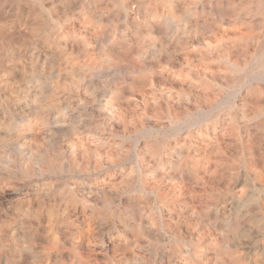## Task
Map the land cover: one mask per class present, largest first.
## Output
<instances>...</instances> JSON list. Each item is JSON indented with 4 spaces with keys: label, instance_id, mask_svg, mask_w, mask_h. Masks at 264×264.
<instances>
[{
    "label": "rangeland",
    "instance_id": "obj_1",
    "mask_svg": "<svg viewBox=\"0 0 264 264\" xmlns=\"http://www.w3.org/2000/svg\"><path fill=\"white\" fill-rule=\"evenodd\" d=\"M212 1L0 0V264H264V98L231 108L251 49L205 44L247 30Z\"/></svg>",
    "mask_w": 264,
    "mask_h": 264
},
{
    "label": "bare ground",
    "instance_id": "obj_2",
    "mask_svg": "<svg viewBox=\"0 0 264 264\" xmlns=\"http://www.w3.org/2000/svg\"><path fill=\"white\" fill-rule=\"evenodd\" d=\"M132 0H130V2H131ZM140 1V0H139ZM13 2V1H12ZM75 2V1H74ZM147 2V1H146ZM5 3V2H4ZM17 3V2H16ZM31 3H33V1L31 2ZM112 3V2H111ZM128 3V2H127ZM192 3V2H191ZM196 3H198V2H196ZM210 3V2H209ZM76 5H77V3H75ZM85 4V3H84ZM129 4V3H128ZM131 4V3H130ZM158 4V3H157ZM185 4V3H184ZM205 4V3H204ZM208 4V3H207ZM1 5H2V3H1ZM112 5V4H111ZM141 5V4H140ZM145 5V4H144ZM153 5H156V4H153ZM171 6H172V4H170ZM188 5V4H187ZM186 5V6H187ZM192 5V4H191ZM18 6V5H17ZM32 6V5H31ZM104 6V5H103ZM108 6V5H107ZM142 6V5H141ZM140 6V7H141ZM184 6V5H183ZM183 6H181V8L183 7ZM185 6V7H186ZM26 7V6H25ZM34 7V6H33ZM32 7V8H33ZM49 7V6H48ZM70 7V6H69ZM73 7V6H72ZM71 7V8H72ZM74 7H76V6H74ZM78 7V6H77ZM85 7V6H84ZM111 7V6H110ZM109 7V8H110ZM113 7V6H112ZM160 7V6H159ZM176 7V6H175ZM189 7H190V5H189ZM200 7H202L203 8V6H200ZM19 8V7H18ZM52 8V7H51ZM66 8V7H65ZM79 8V7H78ZM156 8V7H155ZM2 9H4V8H2ZM103 9V8H102ZM159 9V8H158ZM199 9V8H198ZM207 9V8H206ZM50 10V9H49ZM61 10H63V9H61ZM69 10V9H68ZM104 10V9H103ZM115 10V9H114ZM146 10V9H145ZM173 10V9H172ZM185 10V9H184ZM51 11V10H50ZM83 11V10H82ZM88 11V10H87ZM91 11V10H90ZM134 11V10H133ZM150 11V10H149ZM159 11V10H158ZM164 11V10H163ZM188 11V10H187ZM204 11V10H203ZM55 12V11H54ZM89 12V11H88ZM136 12V11H135ZM151 12V11H150ZM149 12V13H150ZM156 12V11H155ZM64 13V12H63ZM107 13V12H106ZM157 13V12H156ZM155 13V14H156ZM184 13V12H183ZM187 13V12H186ZM93 14V13H92ZM165 14V13H164ZM207 14L209 15V16H212V17H215L216 19H218V22H220L221 24L222 23H224V22H226L227 20L229 21L230 20V18L232 19V20H238V19H242L245 23H246V28H247V30H245L244 32L243 31H241V30H238V31H236V32H234V34H233V36H230V35H228L227 33H225V32H220V33H213V35L211 36L210 35V37H208V38H206L207 39V41L205 42V44L208 46V47H218V46H221V48L223 47V48H225L226 50H230L231 48H234V46H237L240 50H241V52H242V54H245V53H247V52H249V50L248 49H251V54L249 55V53H247L248 54V56H246L245 58H249L248 60V62H247V65H246V67H244L243 69H239L238 70V73L235 75V76H231V75H225L224 77H223V81H225V83H230L231 85H232V87H233V91H232V95H233V99H232V106H231V108H235V103H237V105H236V107L237 106H239V107H243V106H247V105H249V104H254V103H256L259 99H261V98H264V0H215V1H212L211 3H210V6H209V11L207 12ZM106 15V14H105ZM144 15V14H143ZM171 15V14H170ZM169 15V16H170ZM173 15V14H172ZM178 15V14H177ZM176 15V17H179V16H177ZM189 15V14H188ZM198 15V14H197ZM70 16V15H69ZM74 16V15H73ZM78 16V15H77ZM82 16V15H81ZM80 16V17H81ZM87 16V15H86ZM92 16V15H91ZM127 16V15H126ZM135 16H136V14H135ZM156 16V15H155ZM173 16H175V15H173ZM194 16V15H193ZM58 17V16H57ZM93 17V16H92ZM95 17V16H94ZM93 17V18H94ZM99 17H101V16H99ZM137 17V16H136ZM141 17V16H140ZM139 17V18H140ZM164 17H165V15H164ZM185 17H187V16H185ZM26 18V17H25ZM56 17H54V19H55ZM126 18V17H125ZM132 18V17H131ZM172 18H174V17H172ZM183 18V17H182ZM189 18V17H188ZM194 18V17H193ZM197 18V17H196ZM61 19V18H60ZM65 19H66V17H65ZM71 19H72V17H71ZM98 19V18H97ZM122 19V18H121ZM161 19V18H160ZM163 19V18H162ZM192 19V18H191ZM199 19V18H198ZM90 20V19H89ZM88 20V21H89ZM95 20V19H94ZM101 20H103V19H101ZM110 20V19H109ZM174 20H176V19H173V22H174ZM180 20V19H179ZM203 20H206V19H203ZM36 21V20H35ZM38 21V20H37ZM77 21H79V20H77ZM87 21V20H86ZM151 21V20H150ZM192 21V20H191ZM198 21V20H197ZM202 20H200L199 22H201ZM11 22V21H10ZM65 22V21H64ZM115 22V21H114ZM178 22V21H177ZM183 22V21H182ZM210 22H212V21H210ZM104 23H105V21H104ZM117 23H118V21H117ZM129 23H130V21H129ZM128 23V24H129ZM143 23V22H142ZM151 23H152V21H151ZM154 23V22H153ZM219 23V24H220ZM48 24V23H47ZM72 24V23H71ZM86 24V23H85ZM103 24V23H102ZM140 24V23H139ZM144 24V23H143ZM158 24V23H157ZM218 24V25H219ZM242 24V23H241ZM35 25V24H34ZM73 25H75V24H73ZM83 25H84V22H83ZM117 25V24H116ZM120 25H122V24H120ZM145 25V24H144ZM183 25V24H182ZM226 25V24H225ZM232 25V24H231ZM41 26V25H40ZM54 26V25H53ZM68 26V25H67ZM76 26V25H75ZM78 26V25H77ZM76 26V27H77ZM86 25H84V27H85ZM90 26V25H89ZM93 26H94V24H93ZM92 26V27H93ZM101 26H103V25H101ZM112 26V25H111ZM129 26V25H128ZM146 26V25H145ZM152 26V25H151ZM165 26V25H164ZM168 26H171V25H168ZM205 26V25H204ZM50 27V26H49ZM52 27V26H51ZM106 28H107V26H105ZM125 27V26H124ZM154 27V26H153ZM206 27H207V25H206ZM210 27V26H209ZM224 27V26H223ZM31 28V27H30ZM33 28V27H32ZM60 28V27H59ZM68 28V27H67ZM91 28V27H90ZM98 28V27H97ZM103 28V27H102ZM110 28V27H109ZM114 28V27H113ZM116 28V27H115ZM173 28V27H172ZM171 28V29H172ZM189 28V27H188ZM200 28H201V26H200ZM34 29V28H33ZM74 29V28H73ZM89 29V28H88ZM93 29H94V27H93ZM99 29H101V27L99 28ZM124 29V28H123ZM146 29V28H145ZM149 29V28H148ZM147 29V30H148ZM154 29V28H153ZM156 29V28H155ZM164 29V28H163ZM202 29H204V28H201V30ZM118 30V29H117ZM199 30V29H198ZM200 30V31H201ZM9 31V30H8ZM28 31V30H27ZM33 31V30H32ZM77 31V30H76ZM108 31V30H107ZM125 31V30H124ZM149 31V30H148ZM147 31V32H148ZM156 31V30H155ZM159 31H160V29H159ZM163 31V30H162ZM169 31V30H168ZM172 31V30H171ZM178 31V30H177ZM196 31V30H195ZM223 31V30H222ZM18 32V31H17ZM29 32H31L30 30H29ZM45 32H47V31H45ZM50 32V31H49ZM73 32V31H72ZM78 32V31H77ZM88 32V31H87ZM127 32V31H126ZM125 32V33H126ZM136 32H138V31H136ZM174 32H176V31H174ZM180 32V31H179ZM197 32V31H196ZM203 32V31H202ZM201 32V33H202ZM7 33V32H6ZM15 33V32H14ZM34 33V32H33ZM82 33V32H81ZM85 33V32H84ZM106 33V32H105ZM124 33V34H125ZM139 33V32H138ZM137 33V34H138ZM161 33V32H160ZM171 33H173V32H171ZM181 33V32H180ZM73 34V33H72ZM107 34V33H106ZM115 34V33H114ZM179 34V33H178ZM189 34V33H188ZM196 34V33H195ZM3 35V34H2ZM83 35V34H82ZM131 35V34H130ZM160 35V34H159ZM167 35V34H166ZM186 35H187V33H186ZM6 36V35H5ZM113 36H115V35H113ZM194 36H196V35H194ZM0 37H2V36H0ZM92 37V36H91ZM99 39H100V37L99 36H97ZM126 37V36H125ZM167 37H169V36H167ZM170 37H172V36H170ZM52 38H53V36H52ZM115 38V37H114ZM130 38V37H129ZM138 38V37H137ZM162 38V37H161ZM165 38V37H164ZM163 38V39H164ZM195 38V37H194ZM204 38V37H203ZM3 39V38H2ZM10 39H12V38H10ZM85 39V38H84ZM139 39V38H138ZM185 39V38H184ZM196 39V38H195ZM205 39V40H206ZM32 40H34V39H32ZM86 40V39H85ZM91 40V39H90ZM102 40V39H101ZM131 40V39H130ZM186 40V39H185ZM23 41V40H22ZM96 41H98V40H96ZM132 41H134V40H132ZM166 41H168V40H166ZM171 41V40H170ZM169 41V42H170ZM194 41V40H193ZM21 42V41H20ZM31 42V41H30ZM95 42V41H94ZM93 42V43H94ZM122 42V41H121ZM173 42V41H172ZM100 43V42H99ZM110 43V42H109ZM129 43V42H128ZM127 43V44H128ZM132 43V42H131ZM197 43V42H196ZM19 44V43H18ZM25 44V43H24ZM31 44H32V42H31ZM72 44V43H71ZM142 44V43H141ZM148 44V43H147ZM190 44V43H189ZM36 45V44H35ZM57 45V44H56ZM124 45V44H123ZM134 45V44H133ZM175 45V44H174ZM187 45V44H186ZM37 46V45H36ZM62 46H64V45H62ZM70 46V45H69ZM82 46V45H81ZM100 46V45H99ZM102 46V45H101ZM108 46V45H107ZM112 46V45H111ZM145 46H146V44H145ZM149 46V45H148ZM191 46V45H190ZM194 46V45H193ZM50 47V46H49ZM74 47V46H73ZM93 47V46H92ZM94 47H96V46H94ZM236 47V48H237ZM33 48V47H32ZM70 48V47H69ZM75 48V47H74ZM81 48V47H80ZM86 48V47H85ZM180 48V47H179ZM182 48V47H181ZM185 48V47H184ZM191 48V47H190ZM205 48V47H204ZM235 48V49H236ZM50 49V48H49ZM48 49V50H49ZM79 49V48H78ZM100 49V48H99ZM104 49V48H103ZM109 49V48H108ZM118 49V48H117ZM135 49V48H134ZM150 49V48H149ZM175 49V48H174ZM70 50V49H69ZM96 50V49H95ZM143 50V49H142ZM168 50H170V49H168ZM173 50V49H172ZM188 50V49H187ZM238 50V49H237ZM19 51V50H18ZM59 51H60V49H59ZM92 51H93V49H92ZM91 51V52H92ZM103 51V50H102ZM156 51V50H155ZM180 51V50H179ZM182 51V50H181ZM206 51V50H205ZM55 52V51H54ZM90 52V53H91ZM95 52V51H94ZM93 52V53H94ZM99 52V51H98ZM174 52H175V50H174ZM240 52V51H239ZM239 52H237V53H239ZM21 53V52H20ZM80 53V52H79ZM101 53V52H100ZM159 53V52H158ZM161 53H163V52H161ZM181 53V52H180ZM186 53V52H185ZM184 53V54H185ZM218 53V52H217ZM224 53V52H223ZM226 53V52H225ZM237 53H234V54H237ZM75 54V53H74ZM99 54V53H98ZM102 54H103V52H102ZM135 54V53H134ZM149 54V53H148ZM163 54H165V53H163ZM208 54V53H207ZM56 55V54H55ZM65 55V54H64ZM87 55V54H86ZM94 55V54H93ZM128 55H130V54H128ZM177 55H179V54H177ZM176 55V56H177ZM238 55V54H237ZM8 56V55H7ZM66 56V55H65ZM69 57H70V55H68ZM121 56V55H120ZM150 56V55H149ZM153 56V55H152ZM163 56V55H162ZM186 56V55H185ZM229 56V55H228ZM2 57V56H1ZM51 57V56H50ZM67 57V56H66ZM88 57V56H87ZM90 57V56H89ZM93 57V56H92ZM122 57H125V56H123L122 55ZM130 57V56H129ZM144 57V56H143ZM194 57H196V56H194ZM198 57V56H197ZM3 58V57H2ZM6 58H8V57H6ZM43 58V57H42ZM49 58V57H48ZM65 58V57H64ZM137 58V57H136ZM171 58V57H170ZM225 58V57H224ZM57 59V58H56ZM91 59V58H90ZM96 59V58H95ZM142 59V58H141ZM151 59V58H150ZM165 59V58H164ZM201 59H202V57H201ZM205 59V58H204ZM15 60V59H14ZM60 60V59H59ZM67 60H68V58H67ZM125 60H127L126 58H125ZM143 60H145L144 58H143ZM197 60V59H196ZM199 60V59H198ZM206 60V59H205ZM233 60V59H232ZM238 60V59H237ZM41 61V60H40ZM57 61V60H56ZM55 61V62H56ZM162 61V60H161ZM217 61V60H216ZM245 61H244V63H245ZM29 62V61H28ZM85 62V61H84ZM83 62V63H84ZM118 62H119V60H118ZM140 62V61H139ZM144 62V61H143ZM149 62H150V60H149ZM204 62V61H203ZM202 62V63H203ZM207 62H210V61H207ZM240 62V61H239ZM42 63V62H41ZM86 63V62H85ZM98 63V62H97ZM123 63V62H122ZM134 63V62H133ZM148 63V62H147ZM152 63V62H151ZM156 63V62H155ZM166 63V62H165ZM171 63H173V62H171ZM178 63V62H177ZM212 63V62H211ZM233 63H235V62H233ZM33 65H34V62L32 63ZM31 64V65H32ZM52 64V63H51ZM176 64V63H175ZM180 64V63H179ZM178 64V65H179ZM183 64H184V61H183ZM11 65V64H10ZM15 65V64H14ZM25 65V64H24ZM27 65V64H26ZM30 65V64H29ZM47 65V64H46ZM57 65V64H56ZM103 65H105V64H103ZM151 65H154V64H151ZM166 65V64H165ZM173 65V64H172ZM240 65V64H239ZM3 66V65H2ZM36 66V65H35ZM43 66V65H42ZM45 66V65H44ZM100 66V65H99ZM138 66V65H137ZM161 66V65H160ZM171 66V65H170ZM169 66V67H170ZM201 66V65H200ZM209 66V65H208ZM213 66H215V65H213ZM219 66V65H218ZM11 67V66H10ZM29 67H31V66H29ZM54 67V66H53ZM77 67V66H76ZM117 67V66H116ZM130 67V66H129ZM140 67V66H139ZM155 67V66H154ZM167 67H168V65H167ZM191 67V66H190ZM193 67V66H192ZM206 67V66H205ZM205 67H204V70H205ZM242 67V66H241ZM3 68V67H2ZM94 68V67H93ZM133 68V67H132ZM157 68H158V65H157ZM166 68V67H165ZM179 68V67H178ZM177 68V69H178ZM185 68V67H184ZM194 68V67H193ZM211 68H212V66H211ZM220 68V67H219ZM24 69V68H23ZM78 69V68H77ZM76 69V70H77ZM101 69V68H100ZM113 69V68H112ZM115 69V68H114ZM159 69V68H158ZM174 69V68H173ZM186 69V68H185ZM191 69V68H190ZM214 69V68H213ZM229 69V68H228ZM57 70V69H56ZM91 70V69H90ZM95 70V69H94ZM123 70V69H122ZM160 70V69H159ZM181 70V69H180ZM221 70V69H220ZM40 71V70H39ZM49 71V70H48ZM114 71V70H113ZM179 71V70H178ZM186 71H188V70H186ZM185 71V72H186ZM203 71V70H202ZM205 71H207V70H205ZM213 71V70H212ZM219 71V70H218ZM222 71V70H221ZM42 72V71H41ZM58 72H60V71H58ZM58 72L56 73V74H58ZM99 72V71H98ZM165 72V71H164ZM169 72V71H168ZM190 71H188V73H189ZM199 72V71H198ZM25 73V72H24ZM45 73H47V72H45ZM61 73H64V72H61ZM66 73V72H65ZM77 73V72H76ZM91 73V72H90ZM179 73V72H178ZM181 73V72H180ZM207 73V72H206ZM33 74V73H32ZM55 74V75H56ZM109 74V73H108ZM151 74V73H150ZM157 74V73H156ZM175 74V73H174ZM190 74V73H189ZM193 74V73H192ZM199 74V73H198ZM221 74H223V73H221ZM25 75V74H24ZM49 75V74H48ZM51 75V74H50ZM67 75V74H66ZM73 75V74H72ZM110 75V74H109ZM123 75V74H122ZM158 75V74H157ZM156 75V76H157ZM167 75V74H166ZM173 75V74H172ZM194 75V74H193ZM210 75V74H209ZM218 75V74H217ZM5 76V75H4ZM47 76V75H46ZM45 76V77H46ZM96 76V75H95ZM104 76V75H103ZM187 76V75H186ZM192 76V75H191ZM51 77V76H50ZM61 77V76H60ZM126 77V76H125ZM189 77V76H188ZM198 77V76H197ZM214 77V76H213ZM74 78V77H73ZM91 78V77H90ZM134 78V77H133ZM154 78V77H153ZM159 78V77H158ZM169 78V77H168ZM171 78V77H170ZM185 78V77H184ZM217 78V77H216ZM51 79V78H50ZM61 79H62V77H61ZM60 79V80H61ZM64 80H65V77L63 78ZM98 79V78H97ZM116 79V78H115ZM175 79V78H174ZM194 79V78H193ZM200 79V78H199ZM208 79V78H207ZM221 79V78H220ZM37 80V79H36ZM41 80V79H40ZM43 80V79H42ZM71 80V79H70ZM78 80H79V77H78ZM114 80V79H113ZM152 80V79H151ZM162 80V79H161ZM179 80V79H178ZM72 81V80H71ZM123 81V80H122ZM149 81V80H148ZM181 81H182V79H181ZM193 81H196V80H193ZM61 82V81H60ZM70 82V81H69ZM73 82V81H72ZM77 82V81H76ZM75 82V83H76ZM84 82V81H83ZM98 82V81H97ZM150 82V81H149ZM153 82V81H152ZM214 82V81H213ZM216 82V81H215ZM25 83V82H24ZM64 83V82H63ZM95 83V82H94ZM174 83V82H173ZM220 83V82H219ZM34 84V83H33ZM56 84V83H55ZM61 84V83H60ZM68 84V83H67ZM78 84H80V83H78ZM102 84V83H101ZM170 84V83H169ZM175 84V83H174ZM182 84V83H181ZM196 84V83H195ZM26 85V84H25ZM74 85V84H73ZM95 85V84H94ZM100 85V84H99ZM115 85V84H114ZM152 85V84H151ZM150 85V86H151ZM164 85H166V84H164ZM171 85H173V84H171ZM191 85V84H190ZM203 85V84H202ZM201 85V86H202ZM24 86V85H23ZM82 86H83V84H82ZM81 86V87H82ZM161 86V85H160ZM162 86H163V84H162ZM168 86V85H167ZM225 86V85H224ZM25 87V86H24ZM33 87V86H32ZM38 87V86H37ZM42 87V86H41ZM55 87V86H54ZM59 87V86H58ZM75 87H77V84H76V86ZM114 87V86H113ZM153 87H155V86H153ZM171 87V86H170ZM177 87V86H176ZM44 88V87H43ZM62 88V87H61ZM99 88V87H98ZM112 88V87H111ZM202 88V87H201ZM21 89V88H20ZM28 89V88H27ZM41 89V88H40ZM56 89V88H55ZM58 89V88H57ZM63 89V88H62ZM65 89V88H64ZM78 89V88H77ZM88 89V88H87ZM116 89V88H115ZM161 89H162V87H161ZM184 89H187V88H184ZM198 89V88H197ZM212 89V88H211ZM2 90V89H1ZM4 90H5V88H4ZM3 90V91H4ZM11 90V89H10ZM29 90V89H28ZM36 90V89H35ZM42 90V89H41ZM48 90V89H47ZM67 90V89H66ZM156 90H159V89H156ZM179 90V89H178ZM7 91V90H6ZM17 91V90H16ZM33 91V90H32ZM45 91V90H44ZM57 91V90H56ZM109 91V90H108ZM111 91V90H110ZM118 91V90H117ZM165 91V90H164ZM170 91V90H169ZM186 91V90H185ZM195 91H196V88H195ZM15 92V91H14ZM46 92V91H45ZM63 92V91H62ZM70 92H72V91H70ZM81 92V91H80ZM145 92H147V93H149L148 91H145ZM176 92H178V91H176ZM207 92V91H206ZM210 92V91H209ZM59 93V92H58ZM69 93V92H68ZM87 93V92H86ZM102 93V92H101ZM167 93V92H166ZM172 93V92H171ZM4 94V93H3ZM8 94V93H7ZM22 94V93H21ZM30 94V93H29ZM59 94H61V93H59ZM66 94V93H65ZM73 94V93H72ZM81 94V93H80ZM88 94V93H87ZM96 94V93H95ZM109 94V93H108ZM115 94V93H114ZM119 94V93H118ZM188 94V93H187ZM13 95V94H12ZM20 95V94H19ZM18 95V96H19ZM42 95V94H41ZM71 95V94H70ZM78 95V94H77ZM91 95V94H90ZM97 95V94H96ZM104 95V94H103ZM144 95H146V94H144ZM160 95V94H159ZM161 95H162V93H161ZM168 95V94H167ZM178 95H179V93H178ZM183 95V94H182ZM182 95H181V97H182ZM36 96V95H35ZM62 96V95H61ZM108 96V95H107ZM110 96V95H109ZM158 96V95H157ZM163 96V95H162ZM161 96V97H162ZM166 96V95H165ZM216 96V95H215ZM217 96H219V95H217ZM4 97V96H3ZM63 97L65 98V96L63 95ZM83 97V96H82ZM104 97V96H103ZM102 97V98H103ZM159 97V96H158ZM184 97V96H183ZM182 97V98H183ZM189 97V96H188ZM5 98V97H4ZM15 98V97H14ZM22 98H23V96H22ZM32 98V97H31ZM41 98H43V97H41ZM52 98V97H51ZM57 98V97H56ZM61 98V97H60ZM101 98V97H100ZM109 98V97H108ZM124 98V97H123ZM185 98H187V97H185ZM190 98H191V95H190ZM25 99V98H24ZM34 99V98H33ZM81 99V98H80ZM86 99V98H85ZM89 99V98H88ZM87 99V100H88ZM98 99V98H97ZM158 99V98H157ZM217 99V98H216ZM237 99V100H236ZM7 100V99H6ZM10 100V99H9ZM28 100V99H27ZM36 100V99H35ZM92 100H93V98H92ZM96 100V99H95ZM111 100V99H110ZM162 100V99H161ZM165 100V99H164ZM192 100V99H191ZM2 101V100H1ZM38 101V100H37ZM55 101V100H54ZM67 101V100H66ZM82 101V100H81ZM86 101V100H85ZM175 101H177L176 99H175ZM196 101H199V100H196ZM206 101V100H205ZM210 101V100H209ZM212 101V100H211ZM6 102V101H5ZM15 102V101H14ZM63 102H65V101H63ZM69 102V101H68ZM86 102H88V101H86ZM99 102V101H98ZM121 102V101H120ZM168 102V101H167ZM173 102V101H172ZM178 102V101H177ZM188 102V101H187ZM208 102V101H207ZM206 102V103H207ZM16 103V102H15ZM60 103V102H59ZM62 103V102H61ZM89 103V102H88ZM104 103H106V102H104ZM181 103V102H180ZM194 103V102H193ZM209 103V102H208ZM213 103H214V101H213ZM263 103V102H262ZM5 104V103H4ZM7 104V103H6ZM21 104V103H20ZM31 104V103H30ZM41 104V103H40ZM39 104V105H40ZM49 104V103H48ZM68 104V103H67ZM71 104V103H70ZM78 104H79V102H78ZM108 103H106V105H107ZM170 104V103H169ZM171 104H173V103H171ZM186 104V103H185ZM191 104V103H190ZM203 104H204V102H203ZM224 104V103H223ZM260 104V103H259ZM16 105H17V103H16ZM27 105V104H26ZM44 105V104H43ZM46 105V104H45ZM66 105V104H65ZM114 105V104H113ZM117 105V104H116ZM197 105V104H196ZM221 105V104H220ZM3 106V105H2ZM1 106V107H2ZM64 106V105H63ZM120 106V105H119ZM157 106H159V105H157ZM162 106V105H161ZM191 106V105H190ZM205 106V105H204ZM255 106V105H254ZM257 106V105H256ZM255 106V107H256ZM6 107H7V105H6ZM19 107V106H18ZM23 107V106H22ZM25 107V106H24ZM43 107V106H42ZM45 107V106H44ZM51 107V106H50ZM49 107V108H50ZM54 107V106H53ZM52 107V108H53ZM58 107V106H57ZM76 107V106H75ZM106 107V106H105ZM104 107V108H105ZM112 107V106H111ZM165 107V106H164ZM183 107V106H182ZM208 107H209V105H208ZM253 107V106H252ZM254 107V108H255ZM3 108V107H2ZM1 108V109H2ZM5 108V107H4ZM13 108H15V107H13ZM59 108V107H58ZM88 108V107H87ZM96 108H98V107H96ZM116 108V107H115ZM118 108V107H117ZM126 108H127V106H126ZM176 108V107H175ZM202 108V107H201ZM205 108V107H204ZM215 108V107H214ZM213 108V109H214ZM6 109V108H5ZM19 109V108H18ZM28 109V108H27ZM54 109V108H53ZM52 109V110H53ZM62 109V108H61ZM60 109V110H61ZM63 109H65V108H63ZM72 109V108H71ZM75 109V108H74ZM121 109V108H120ZM160 109V108H159ZM236 109H238V108H236ZM242 109V108H241ZM251 108H249V110H250ZM14 110V109H13ZM28 110H30V109H28ZM35 110V109H34ZM46 110H48V107H47V109ZM57 110V109H56ZM76 110V109H75ZM83 110H85V109H83ZM82 110V111H83ZM170 110V109H169ZM183 110V109H182ZM181 110V111H182ZM193 110V109H192ZM205 110V109H204ZM247 110V109H246ZM253 110V109H252ZM19 111V110H18ZM39 111V110H38ZM45 111V110H44ZM62 111V110H61ZM90 111H93V110H90ZM127 111V110H126ZM167 111V110H166ZM188 111V110H187ZM262 111V110H261ZM30 112V111H29ZM43 112V111H42ZM49 112V111H48ZM52 112V111H51ZM85 112V111H84ZM184 112H185V110H184ZM210 112V111H209ZM257 113L259 112V111H256ZM10 113V112H9ZM33 113H34V111H33ZM46 113V112H45ZM54 113V112H53ZM117 113V112H116ZM186 113V112H185ZM184 113V114H185ZM235 113V112H234ZM8 114V113H7ZM14 114H15V111H14ZM20 114L21 113H19V116H20ZM26 114H28V113H26ZM37 114V113H36ZM65 114V113H64ZM174 114V113H173ZM180 114H181V112H180ZM179 114V115H180ZM18 115V114H17ZM22 115H23V113H22ZM47 115V114H46ZM60 115V114H59ZM66 115V114H65ZM96 115H98V114H96ZM115 115V114H114ZM163 115V114H162ZM161 115V116H162ZM178 115V116H179ZM228 115V114H227ZM239 115V114H238ZM19 116H17V117H19ZM120 116V115H119ZM118 116V117H119ZM159 116V115H158ZM174 116V115H173ZM224 116V115H223ZM241 116H242V114H241ZM37 117V116H36ZM98 117V116H97ZM110 117V116H109ZM117 117V118H118ZM170 117V116H169ZM230 117V116H229ZM13 118V117H12ZM48 118V117H47ZM55 118V117H54ZM63 118V117H62ZM176 118H177V116H176ZM231 118V117H230ZM234 118V117H233ZM232 118V119H233ZM19 119V118H18ZM42 119V118H41ZM114 119V118H113ZM123 119V118H122ZM221 119V118H220ZM231 119V120H232ZM247 119H248V117H247ZM35 120V119H34ZM81 120H82V118H81ZM80 120V121H81ZM106 120V119H105ZM109 120V119H108ZM117 120V119H116ZM115 120V121H116ZM200 120V119H199ZM14 121V120H13ZM12 121V122H13ZM38 121V120H37ZM84 121V120H83ZM89 121H90V119H89ZM88 121V122H89ZM222 121V120H221ZM240 121V120H239ZM22 122V121H21ZM26 122H28V121H26ZM43 122V121H42ZM56 122V121H55ZM65 122V121H64ZM104 122H106V121H104ZM118 122V121H117ZM244 122V121H243ZM20 123V122H19ZM31 123H32V121H31ZM36 123H38V122H36ZM57 123V122H56ZM66 123V122H65ZM81 123V122H80ZM80 123H78V124H80ZM196 123V122H195ZM216 123V122H215ZM7 124V123H6ZM10 124V123H9ZM22 124H24V123H22ZM42 124V123H41ZM54 124V123H53ZM99 124H101V123H99ZM106 124V123H105ZM161 124V123H160ZM4 125V124H3ZM45 125V124H44ZM64 125V124H63ZM81 125H83V124H81ZM158 125V124H157ZM211 125V124H210ZM231 125H232V123H231ZM256 125V124H255ZM59 126V125H58ZM70 126V125H69ZM74 126V125H73ZM75 126H77V125H75ZM107 126H109V125H107ZM161 126V125H160ZM221 126V125H220ZM230 126V125H229ZM252 126H253V124H252ZM2 127V126H1ZM11 127V126H10ZM80 127V126H79ZM91 127V126H90ZM111 127V126H110ZM116 127V126H115ZM158 127V126H157ZM196 127V126H195ZM258 128L260 127V126H257ZM43 128V127H42ZM54 128V127H53ZM67 128V127H66ZM69 128V127H68ZM81 128V127H80ZM87 128V127H86ZM85 128V129H86ZM96 128V127H95ZM106 128V127H105ZM163 128V127H162ZM182 128V127H181ZM204 128V127H203ZM214 128V127H213ZM234 128V127H233ZM237 128V127H236ZM257 128V129H258ZM262 128H263V130H264V122H263V125H262ZM6 129V128H5ZM11 129V128H10ZM35 129H37V128H35ZM51 129H52V127H51ZM65 129V128H64ZM64 129H62V130H64ZM91 129V128H90ZM189 129V128H188ZM219 129V128H218ZM225 129V128H224ZM243 129V128H242ZM253 129V128H252ZM25 130V129H24ZM45 130V129H44ZM48 130V129H47ZM109 130V129H108ZM171 130V129H170ZM173 130H175V128H173ZM228 130V129H227ZM3 131V130H2ZM85 131V130H84ZM150 131V130H149ZM244 131V130H243ZM257 131V130H256ZM261 131V130H260ZM44 132V131H43ZM150 132H152V131H150ZM220 132H222V131H220ZM154 133V132H153ZM156 133H158V132H156ZM189 133V132H188ZM252 133H254V131L252 132ZM29 134V133H28ZM47 134V133H46ZM224 134V133H223ZM245 134V133H244ZM25 135V134H24ZM33 135H35V134H33ZM37 135V134H36ZM40 135V134H39ZM50 135V134H49ZM179 135V134H178ZM202 135V134H201ZM247 135V134H246ZM45 136V135H44ZM90 136V135H89ZM25 137V136H24ZM46 137V136H45ZM49 137V136H48ZM85 137V136H84ZM87 137V136H86ZM19 138H23V136L22 137H19ZM38 138V137H37ZM51 138H53V137H51ZM89 138V137H88ZM99 138V137H98ZM97 138V139H98ZM194 138V137H193ZM227 138H229V137H227ZM44 139V138H43ZM49 139V138H48ZM102 139V138H101ZM211 139V138H210ZM220 139V138H219ZM230 139V138H229ZM234 139V138H233ZM245 139H246V137H245ZM29 140V139H28ZM88 140H90V139H88ZM216 140V139H215ZM243 140V139H242ZM247 140V139H246ZM251 140V139H250ZM3 141V140H2ZM11 141V140H10ZM77 141V140H76ZM76 141H75V144H76ZM97 141V140H96ZM196 141V140H195ZM223 141V140H222ZM227 141H229V140H227ZM249 141V140H248ZM8 142V141H7ZM26 142V141H25ZM86 142V141H85ZM202 142V141H201ZM224 142V141H223ZM232 142V141H231ZM250 142V141H249ZM3 143H5V142H3ZM83 143V142H82ZM88 143V142H87ZM178 143V142H177ZM186 143V142H185ZM188 143V142H187ZM191 143V142H190ZM194 143V142H193ZM192 143V144H193ZM203 143V142H202ZM220 143V142H219ZM227 143V142H226ZM230 143V142H229ZM228 143V144H229ZM251 143H252V140H251ZM2 144V143H1ZM183 144V143H182ZM77 145V144H76ZM180 145V144H179ZM191 145V144H190ZM197 145V144H196ZM16 146V145H15ZM68 146V145H67ZM90 146V145H89ZM184 146V145H183ZM224 146V145H223ZM227 146V145H226ZM225 146V147H226ZM248 146V145H247ZM246 146V147H247ZM167 147V146H166ZM188 147V146H187ZM192 147V146H191ZM222 147V146H221ZM254 147V146H253ZM77 148V147H76ZM90 148V147H89ZM172 148V147H171ZM198 148V147H197ZM252 148V147H251ZM255 148V147H254ZM25 149H27V148H25ZM91 149V148H90ZM10 150H12V149H10ZM9 150V151H10ZM18 150V149H17ZM21 150V149H20ZM29 150H30V148H29ZM32 150V149H31ZM70 150V149H69ZM171 150V149H170ZM175 150V149H174ZM190 150V149H189ZM233 150V149H232ZM248 150V149H247ZM81 151H82V149H81ZM168 151V150H167ZM181 151V150H180ZM234 151H236V150H234ZM27 152H29L28 150H27ZM75 152V151H74ZM77 152V151H76ZM92 152V151H91ZM93 152H94V150H93ZM173 152V151H172ZM198 152V151H197ZM217 152V151H216ZM246 152V151H245ZM251 151H249V153H250ZM254 152V151H253ZM5 153V152H4ZM169 153V152H168ZM174 153V152H173ZM233 153V152H232ZM256 153H257V150H256ZM22 154V153H21ZM75 154V153H74ZM164 154H165V152H164ZM193 154V153H192ZM226 154V153H225ZM230 154V153H229ZM229 154H228V156H229ZM236 154V153H235ZM254 154V153H253ZM253 154H248L247 153V155H250V157L253 155ZM3 155H5V154H3ZM32 155V154H31ZM168 155V154H167ZM170 155H172V154H170ZM217 155H218V153H217ZM220 155V154H219ZM6 156V155H5ZM138 156V155H137ZM174 156V155H173ZM195 156V155H194ZM206 156V155H205ZM224 156V155H223ZM232 156V155H231ZM134 157H135V155H134ZM175 157V156H174ZM192 157V156H191ZM225 157V156H224ZM223 157V158H224ZM226 157H227V154H226ZM233 157V156H232ZM254 157V156H253ZM253 157H251V158H253ZM259 157V156H258ZM257 157V158H258ZM8 158V157H7ZM34 158V157H33ZM189 158V157H188ZM237 158V157H236ZM18 159H19V157H18ZM27 159V158H26ZM30 159V158H29ZM32 159V158H31ZM159 159V158H158ZM178 159V158H177ZM20 160V159H19ZM175 160V159H174ZM189 160H190V158H189ZM264 160V159H263ZM2 161V160H1ZM21 162H22V159L20 160ZM158 161V160H157ZM160 161V160H159ZM179 161V160H178ZM185 161V160H184ZM199 161V160H198ZM229 161H230V159H229ZM239 161V160H238ZM248 161H249V159H248ZM259 161V160H258ZM35 162V161H34ZM164 162V161H163ZM208 162V161H207ZM262 162V161H261ZM5 163V162H4ZM16 163H17V161H16ZM33 163V162H32ZM161 163V162H160ZM165 163V162H164ZM178 163V162H177ZM200 163V162H199ZM210 163V162H209ZM235 163H237V162H235ZM251 163V162H250ZM257 163V162H256ZM262 163H264V162H262ZM27 164V163H26ZM166 164V163H165ZM176 164V163H175ZM28 165V164H27ZM186 165V164H185ZM200 165V164H199ZM202 165V164H201ZM263 165V164H262ZM181 166V165H180ZM208 166V165H207ZM255 166V165H254ZM6 167V166H5ZM25 167H26V165H25ZM161 167V166H160ZM193 167V166H192ZM27 168V167H26ZM183 168V167H182ZM203 168H205V167H203ZM208 168V167H207ZM226 168V167H225ZM224 168V169H225ZM229 168V167H228ZM255 168V167H254ZM264 168V167H263ZM263 168H262V170H263ZM0 169H1V167H0ZM6 169V168H5ZM192 169V168H191ZM209 169V168H208ZM223 169V170H224ZM21 170V169H20ZM25 170V169H24ZM176 170H177V168H176ZM186 170V169H185ZM189 170V169H188ZM194 170V169H193ZM181 171V170H180ZM179 171V172H180ZM255 171V170H254ZM253 171V172H254ZM220 172V171H219ZM223 172V171H222ZM224 172H227V171H224ZM223 172V173H224ZM234 172V171H233ZM168 173V172H167ZM174 173H176V172H174ZM190 173H192V172H190ZM205 173V172H204ZM206 174V173H205ZM181 175H182V172H181ZM193 175V174H192ZM222 175V174H221ZM243 175V174H242ZM26 176V175H25ZM177 176V175H176ZM229 176H232V175H229ZM246 177H247V175H245ZM255 176V175H254ZM264 176V175H263ZM262 176V177H263ZM199 176H197V178H198ZM223 177V176H222ZM227 177V176H226ZM196 178V177H195ZM229 178V177H228ZM242 178V177H241ZM179 179V178H178ZM183 179V178H182ZM186 179V178H185ZM225 179V178H224ZM229 179H231V178H229ZM246 179V178H245ZM247 179H251V178H247ZM110 180V179H109ZM108 180V181H109ZM213 180V179H212ZM181 181V180H180ZM186 181V180H185ZM211 181V180H210ZM216 181V180H215ZM233 181V180H232ZM235 181V180H234ZM105 182V181H104ZM183 182V181H182ZM108 183V182H107ZM230 183V182H229ZM240 184V183H239ZM2 185V184H1ZM12 185V184H11ZM180 185V184H179ZM184 185H186V184H184ZM232 185V184H231ZM112 186V185H111ZM239 186V185H238ZM250 186V185H249ZM258 186V185H257ZM18 187V186H17ZM228 187V186H227ZM10 188V187H9ZM15 188V187H14ZM102 188V187H101ZM104 188V187H103ZM257 188V187H256ZM262 188V187H261ZM229 189V188H228ZM240 189V188H239ZM8 190V189H7ZM27 190V189H26ZM235 191H237V190H235ZM23 192V191H22ZM25 192V191H24ZM227 192H229V190L227 191ZM238 192V191H237ZM242 193V192H241ZM260 193H262V192H260ZM240 194V193H239ZM252 194V193H251ZM250 194V195H251ZM14 196V195H13ZM259 198V197H258ZM26 199V198H25ZM228 199H229V197H228ZM260 199V198H259ZM18 200V199H17ZM24 200V199H23ZM261 200V199H260ZM223 201V200H222ZM236 202V201H235ZM239 202V201H238ZM223 203V202H222ZM237 203V202H236ZM235 203V204H236ZM244 203V202H243ZM232 204V203H231ZM264 204V203H263ZM262 204V205H263ZM244 205V204H243ZM234 206H236V205H234ZM229 208V207H228ZM233 208V207H232ZM19 209V208H18ZM234 209V208H233ZM30 210V209H29ZM236 211V210H235ZM228 212V211H227ZM225 213V212H224ZM246 213H247V211H246ZM235 214V213H234ZM233 214V215H234ZM255 214H256V212H255ZM209 215V214H208ZM214 215V214H213ZM220 215V214H219ZM218 215V216H219ZM179 216V215H178ZM193 216V215H192ZM227 216V215H226ZM189 217V216H188ZM213 217V216H212ZM220 217V216H219ZM236 217H238V216H236ZM255 217V216H254ZM182 218V217H181ZM194 218H196V217H194ZM205 218H207V217H205ZM215 218V217H214ZM250 218H251V216H250ZM211 219V218H210ZM209 219V220H210ZM230 219H232V218H230ZM17 220V219H16ZM220 220V219H219ZM234 220V219H233ZM236 220V219H235ZM237 220H238V218H237ZM247 220V219H246ZM251 220V219H250ZM253 220H254V218H253ZM15 221V220H14ZM190 221V220H189ZM212 221V220H211ZM221 221V220H220ZM219 221V222H220ZM257 221V220H256ZM259 221V220H258ZM12 222V221H11ZM188 222V221H187ZM213 222V221H212ZM240 222V221H239ZM243 222V221H242ZM246 222H248V221H246ZM250 222H252V221H250ZM214 223V222H213ZM225 223V222H224ZM229 223H230V221H229ZM244 223V222H243ZM259 223V222H258ZM14 224V223H13ZM239 224V223H238ZM245 225V224H244ZM255 225H257V223L255 224ZM220 226V225H219ZM228 226V225H227ZM238 226V225H237ZM250 226H254V225H250ZM208 227V226H207ZM210 227V226H209ZM235 227V226H234ZM247 227H248V225H247ZM251 227V228H252ZM220 228H221V226H220ZM227 229V228H226ZM235 229V228H234ZM220 230V229H219ZM224 230V229H223ZM243 230V229H242ZM256 230V229H255ZM212 231V230H211ZM240 231V230H239ZM250 231V230H249ZM243 232V231H242ZM245 232V231H244ZM217 233V232H216ZM246 233V232H245ZM252 233V232H251ZM222 234V233H221ZM220 234V235H221ZM239 234V233H238ZM248 234H249V232H248ZM258 234V233H257ZM219 236V235H218ZM240 236V235H239ZM250 236H251V234H250ZM220 237V236H219ZM242 237V236H241ZM229 238H230V235H229ZM256 238V237H255ZM258 238V237H257ZM254 239V238H253ZM216 240V239H215ZM221 242V241H220ZM263 242H264V240H263ZM218 243V242H217ZM224 245V244H223ZM231 245V244H230ZM211 246V245H210ZM217 246V245H216ZM215 247V246H214ZM213 248V247H212ZM225 248V247H224ZM224 250V249H223ZM256 250H258V249H256ZM261 250V249H260ZM228 251V250H227ZM259 252V251H258ZM262 252L260 251V254H261ZM230 255V254H229ZM239 255V254H238ZM216 256V255H215ZM223 256V255H222ZM228 256V255H227ZM226 256V257H227ZM236 256V255H235ZM224 257V256H223ZM262 257V256H261ZM225 258V257H224ZM253 259V258H252ZM232 260V259H231ZM259 261H261V259L259 260ZM255 262V261H254ZM234 263V262H233ZM240 263V262H239ZM235 264V263H234ZM237 264V263H236ZM241 264V263H240ZM244 264V263H243ZM258 264V263H257Z\"/></svg>",
    "mask_w": 264,
    "mask_h": 264
}]
</instances>
